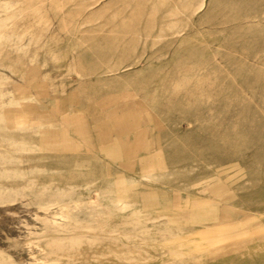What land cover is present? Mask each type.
<instances>
[{
    "label": "rangeland",
    "instance_id": "rangeland-1",
    "mask_svg": "<svg viewBox=\"0 0 264 264\" xmlns=\"http://www.w3.org/2000/svg\"><path fill=\"white\" fill-rule=\"evenodd\" d=\"M2 24L0 264H264V0H0Z\"/></svg>",
    "mask_w": 264,
    "mask_h": 264
},
{
    "label": "bare ground",
    "instance_id": "bare-ground-1",
    "mask_svg": "<svg viewBox=\"0 0 264 264\" xmlns=\"http://www.w3.org/2000/svg\"><path fill=\"white\" fill-rule=\"evenodd\" d=\"M95 1H98V0H95ZM201 6H202V4H200L199 7H201ZM8 17H10V16H8ZM7 19H9V18H7ZM4 22H5V20H4ZM6 25H7V27L9 26L8 24H6ZM7 27L2 24L0 26V30L1 29L4 30L3 28H7ZM2 117H4V116L2 115ZM14 119H16V118H14ZM21 119H24V117L21 116ZM25 125H26L25 122H21V123H17L16 122L15 124L14 123H10V122L6 123L7 128L10 127L11 129L22 128V127H25ZM28 126L38 128L41 125L38 124L35 120H33V121L29 122ZM89 204H90L91 207H92V205H94V207L98 206V205L95 206V204L93 202H89ZM63 207H64V209L61 212V218L65 221L64 222L65 223L64 224L65 227L69 226V225H73V224H81V223H78L77 219H75V216L73 215V211H75V210H77V209H79L81 207V205L79 203H76L75 201H73V202H69V205H67V206L63 205L62 208ZM62 230H64V229H62ZM108 233H111V232H108ZM105 237L109 238V237H111V235H105L104 237L102 236V238H105Z\"/></svg>",
    "mask_w": 264,
    "mask_h": 264
}]
</instances>
